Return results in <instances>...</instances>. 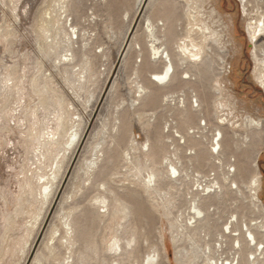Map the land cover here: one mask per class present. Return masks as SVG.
Wrapping results in <instances>:
<instances>
[{"label": "rangeland", "instance_id": "374dc122", "mask_svg": "<svg viewBox=\"0 0 264 264\" xmlns=\"http://www.w3.org/2000/svg\"><path fill=\"white\" fill-rule=\"evenodd\" d=\"M245 1L0 0V264H144L148 257L178 264L176 224L182 213L188 218L181 198L198 186L188 181L180 197L153 203L138 173L162 157L178 127L202 118L212 129L223 122L222 149L212 157L202 152L192 175L212 179L232 166L241 187L227 192L210 232L235 212L263 225L264 212H254L246 187L256 163V202L264 208V139L251 125H264L256 60H264V0ZM147 20L173 58L166 85L152 81L165 64L152 52ZM250 25L258 26L256 46ZM184 42L204 47L202 61L180 62ZM138 86L146 91L140 101ZM191 93L202 111L185 116L179 100ZM99 196L105 208L94 206ZM115 198L130 203L131 217L114 215ZM131 237V255L108 251L115 239L125 247ZM191 237L179 244L189 254L184 264L195 254L196 264H207L194 248L205 246L200 234ZM258 238L263 247L264 232ZM231 245L227 240L223 257Z\"/></svg>", "mask_w": 264, "mask_h": 264}, {"label": "bare ground", "instance_id": "6f19581e", "mask_svg": "<svg viewBox=\"0 0 264 264\" xmlns=\"http://www.w3.org/2000/svg\"><path fill=\"white\" fill-rule=\"evenodd\" d=\"M243 1L246 2L245 0H242V2ZM73 31L75 35L78 34L74 28ZM146 31H148L150 37L154 39L151 47L154 56H156L155 58L162 60L165 64L161 73L153 74L152 81L163 85L169 84L175 74V65L170 51L168 50L166 43L164 44V41L156 35L157 28L150 20H147ZM248 34L251 43L256 46L258 37L260 36V34H258V26L253 27L250 25L248 28ZM165 37L166 36L163 35V38ZM160 43L162 46L158 47L157 44ZM177 48L178 54L176 56L180 62L191 63L192 61H202L201 55L204 47H199L195 50V45H189L184 42L183 44H179ZM256 60L259 62L261 86L264 88V75L262 76V73L264 72V60ZM190 78V72L187 71L185 73V78L183 79L187 81L190 80ZM217 90L222 92L221 89ZM138 92L139 95L137 96V101H140L142 96L146 95V91L142 86H138ZM193 93H191V100L188 99L186 95L179 100L181 106L178 107V109H180L179 111L185 116H187L189 112L201 114L202 103L197 95ZM219 121L220 122H217L216 127L213 129L210 128L207 118H202L198 125H193L191 122H187L184 127H178L175 131V142L171 141L170 143H164L162 157L159 160H151L152 166H149L146 170H141L138 173L140 178L138 184H140L143 189L144 196L153 203H156L157 201H161L162 203L164 201L172 202L176 198V195L180 197L181 188L186 187L187 189L188 181H193L195 182L194 186H198L195 192H193V190L191 193L188 191L186 193L187 196L181 198L182 202L188 206L186 213L188 218L186 219L182 213L180 215L181 220L177 221L176 224L177 229L175 232L177 235L173 238V242L177 249L175 253V261L178 264H184L185 258L189 256L186 249L179 248V244L186 239V237L192 238V233L193 235L200 234V241L205 246L202 247L200 243L196 242L194 248H196L198 252H201V256L206 259L207 264H259L260 257L263 253L261 250L264 249V246L260 247L261 242L259 241L258 236L264 232V222L259 228L257 222L241 221L238 214L235 212L227 217L224 222L222 220V222H220L221 226L218 222L217 226L214 227V233L210 232V220L212 218L218 220L220 217L218 216L219 206L225 203L227 192L230 191L239 194L241 189L235 179V168L233 169V174H231L230 169L232 166L229 167V171L225 174L216 176L214 173V178L212 179L211 175L207 177L206 175L201 174L196 178L191 173L194 171L193 162L199 160L202 152H206L210 156H218L220 154L222 149V129L224 128V124L220 119ZM251 125L257 127L260 132L259 135L264 139V125L262 122L254 124V122L251 121ZM208 135H211L208 144L209 147L205 144L208 141L206 139ZM176 143L177 145H174ZM172 146L173 148L170 150V147ZM143 148L145 156L148 157L150 153L149 145H146ZM237 150H239V148ZM124 160L127 163V152L125 153ZM209 164L210 162H208V165ZM254 167V172L250 173L248 176L249 182L246 189L250 192L251 206L254 212L260 214L264 212V208L257 204L259 200L258 193L261 189V178L257 172L258 167L256 163L254 164ZM213 200L218 201V203H214ZM105 203L106 200L100 196L94 200V206L99 208H105ZM115 204L114 215H121L123 219H128L132 216V206L129 202L121 200L120 198H115ZM234 204L236 205L237 203L235 202ZM260 229L262 231H260ZM206 230L208 231L206 232ZM211 234H213L212 237ZM195 239L198 240L197 237ZM192 240L194 241V239ZM227 240L231 241L232 244L231 254L228 258L223 257L226 253L224 246ZM214 242L215 245L212 244ZM125 244V247H123L121 241L115 239L114 242L108 246V251L112 253L115 258L117 256L121 257L123 253L131 255L133 248L136 246V238L127 239ZM198 257V254H195L192 264L197 263ZM67 264L69 263L67 262ZM144 264H155V261L153 258L148 257L147 262Z\"/></svg>", "mask_w": 264, "mask_h": 264}]
</instances>
